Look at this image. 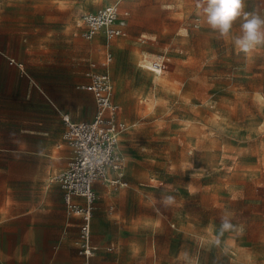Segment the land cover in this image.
Segmentation results:
<instances>
[{"label": "rangeland", "instance_id": "rangeland-1", "mask_svg": "<svg viewBox=\"0 0 264 264\" xmlns=\"http://www.w3.org/2000/svg\"><path fill=\"white\" fill-rule=\"evenodd\" d=\"M115 4L130 11L128 37L84 40L80 17ZM257 6L264 14V0L244 10ZM109 55L102 69L126 124L118 152L129 181L103 191L124 225L109 264H264V46L238 51L199 0H0V166L24 158L14 141L30 82L31 99L41 86L67 100L60 65ZM150 60L166 72L148 71ZM224 220L233 227L222 231Z\"/></svg>", "mask_w": 264, "mask_h": 264}, {"label": "crops", "instance_id": "crops-1", "mask_svg": "<svg viewBox=\"0 0 264 264\" xmlns=\"http://www.w3.org/2000/svg\"><path fill=\"white\" fill-rule=\"evenodd\" d=\"M120 8L129 12L127 36L123 37L127 38L130 11ZM97 37L105 38L99 34L94 39ZM154 61L150 60L148 65ZM89 63H95L98 73H105L104 62L90 57L73 59L63 65L66 67L60 65L57 78L63 83L60 90L67 100L52 98L41 86L36 87L31 99L30 82L26 97L30 113L18 121L19 138L14 141V149L24 154V158L6 161L10 166H0V264H109L110 249L115 250L110 255L120 254L123 241L119 235H124L120 210L103 191L110 193L129 187L125 167L127 187H113L102 181L94 185L98 200L92 220V243L98 250L90 258L79 253L81 218L68 214L64 191L53 181L55 175L68 167L72 156L71 148L62 143V115L68 114L76 122L92 120L91 108L85 103L91 102L90 93L77 89L89 82L85 76L90 70ZM149 67L145 68L150 71ZM112 83L114 88L113 80ZM76 200L84 203L82 199ZM110 233L116 234V242H110Z\"/></svg>", "mask_w": 264, "mask_h": 264}, {"label": "built area", "instance_id": "built-area-1", "mask_svg": "<svg viewBox=\"0 0 264 264\" xmlns=\"http://www.w3.org/2000/svg\"><path fill=\"white\" fill-rule=\"evenodd\" d=\"M134 1V0H126ZM129 12L119 5L103 6L97 11L80 17L78 27L82 38L92 41L102 34L107 40L127 36ZM112 61L108 56L107 66ZM85 76L89 82L77 86L78 90L93 94L96 113L91 121L76 122L70 115H62L64 132L62 143L72 150L68 167L54 176L64 191V202L69 215L81 218L80 255L90 258L98 248L92 243V220L96 209L97 195L94 185L104 182L113 187L125 188V159L118 152L119 138L126 130L120 120L121 107L113 100V83L108 73H98L95 63H89ZM149 70L161 74L167 63L156 60ZM76 199H82L84 203Z\"/></svg>", "mask_w": 264, "mask_h": 264}, {"label": "clouds", "instance_id": "clouds-1", "mask_svg": "<svg viewBox=\"0 0 264 264\" xmlns=\"http://www.w3.org/2000/svg\"><path fill=\"white\" fill-rule=\"evenodd\" d=\"M206 24L221 37L230 38L235 48L246 54L253 53L258 46H264V14L257 6L256 10L245 11V0H199ZM239 21V34L231 36L233 25ZM257 96L264 100V96ZM171 197L165 203H172ZM233 226L227 221L222 222V231Z\"/></svg>", "mask_w": 264, "mask_h": 264}, {"label": "bare ground", "instance_id": "bare-ground-1", "mask_svg": "<svg viewBox=\"0 0 264 264\" xmlns=\"http://www.w3.org/2000/svg\"><path fill=\"white\" fill-rule=\"evenodd\" d=\"M159 58V57H158Z\"/></svg>", "mask_w": 264, "mask_h": 264}]
</instances>
